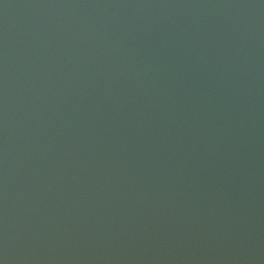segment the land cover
<instances>
[{
  "label": "water",
  "instance_id": "obj_1",
  "mask_svg": "<svg viewBox=\"0 0 264 264\" xmlns=\"http://www.w3.org/2000/svg\"><path fill=\"white\" fill-rule=\"evenodd\" d=\"M0 264H264V0H0Z\"/></svg>",
  "mask_w": 264,
  "mask_h": 264
}]
</instances>
